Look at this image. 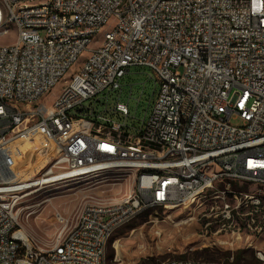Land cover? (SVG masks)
I'll use <instances>...</instances> for the list:
<instances>
[{
	"label": "built area",
	"instance_id": "obj_1",
	"mask_svg": "<svg viewBox=\"0 0 264 264\" xmlns=\"http://www.w3.org/2000/svg\"><path fill=\"white\" fill-rule=\"evenodd\" d=\"M0 9V35L18 33L0 45V264H106L112 232L142 211L202 205L234 181L264 185V0H0ZM132 66L158 84L137 133L125 104L108 112L106 98L96 109ZM124 172L131 190L85 203L70 225L58 218L49 248L22 238L28 195Z\"/></svg>",
	"mask_w": 264,
	"mask_h": 264
},
{
	"label": "rangeland",
	"instance_id": "obj_2",
	"mask_svg": "<svg viewBox=\"0 0 264 264\" xmlns=\"http://www.w3.org/2000/svg\"><path fill=\"white\" fill-rule=\"evenodd\" d=\"M5 20L4 15L0 28L6 26ZM17 36V30L8 26V32L0 35V45L14 43ZM151 74L148 67L132 66L119 81L121 90H105L107 96H100L96 109L103 111L106 98L108 112L116 101L125 104L129 110L127 129L137 133L158 90ZM232 123L237 124L238 120ZM132 179V172H124L45 186L19 202L18 227L35 247L49 248L61 228L58 218L68 219L70 225L85 203L118 200L131 190ZM230 189L239 193L228 192L218 197L211 193L202 205L188 208L142 211L112 232L106 264H157L166 259L225 261L230 255L238 263L264 264L258 257L264 258V185L234 181ZM224 203L231 208L228 216L220 210Z\"/></svg>",
	"mask_w": 264,
	"mask_h": 264
},
{
	"label": "bare ground",
	"instance_id": "obj_3",
	"mask_svg": "<svg viewBox=\"0 0 264 264\" xmlns=\"http://www.w3.org/2000/svg\"><path fill=\"white\" fill-rule=\"evenodd\" d=\"M0 19H1V9H0ZM39 139L42 140L41 137H39ZM176 209H179V208H176ZM20 234H21L23 239L28 240L30 242V239H29V237H28V235H27V233L25 231L21 230Z\"/></svg>",
	"mask_w": 264,
	"mask_h": 264
},
{
	"label": "trees",
	"instance_id": "obj_4",
	"mask_svg": "<svg viewBox=\"0 0 264 264\" xmlns=\"http://www.w3.org/2000/svg\"><path fill=\"white\" fill-rule=\"evenodd\" d=\"M204 251L206 252V251H208V250H207V249H205ZM235 259H236V260H238V259H239V257L237 256V254H236V256H235ZM204 261H210V260H204Z\"/></svg>",
	"mask_w": 264,
	"mask_h": 264
}]
</instances>
